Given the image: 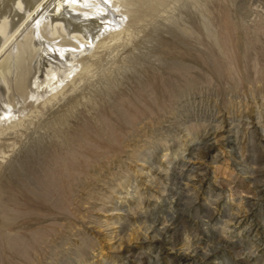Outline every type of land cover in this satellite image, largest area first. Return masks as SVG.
<instances>
[{
    "label": "rangeland",
    "instance_id": "rangeland-1",
    "mask_svg": "<svg viewBox=\"0 0 264 264\" xmlns=\"http://www.w3.org/2000/svg\"><path fill=\"white\" fill-rule=\"evenodd\" d=\"M129 1L132 35L0 127V264H264V0Z\"/></svg>",
    "mask_w": 264,
    "mask_h": 264
},
{
    "label": "bare ground",
    "instance_id": "bare-ground-1",
    "mask_svg": "<svg viewBox=\"0 0 264 264\" xmlns=\"http://www.w3.org/2000/svg\"><path fill=\"white\" fill-rule=\"evenodd\" d=\"M17 1L24 11L30 2L35 5L0 45V127L7 129L23 124L28 109L58 99L92 69L93 61L86 62L83 51L94 55L97 47L108 46L107 41L119 40L126 32L129 36V23L145 15L144 8L129 0Z\"/></svg>",
    "mask_w": 264,
    "mask_h": 264
}]
</instances>
